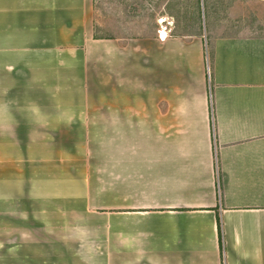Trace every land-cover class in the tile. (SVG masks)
Here are the masks:
<instances>
[{"label":"crops","instance_id":"0c3cea01","mask_svg":"<svg viewBox=\"0 0 264 264\" xmlns=\"http://www.w3.org/2000/svg\"><path fill=\"white\" fill-rule=\"evenodd\" d=\"M93 4L0 0V264H264V21L122 44Z\"/></svg>","mask_w":264,"mask_h":264},{"label":"rangeland","instance_id":"374dc122","mask_svg":"<svg viewBox=\"0 0 264 264\" xmlns=\"http://www.w3.org/2000/svg\"><path fill=\"white\" fill-rule=\"evenodd\" d=\"M93 2L94 35L117 39L122 44L135 38H159L162 29L167 35L190 34L197 32L199 22L200 33L210 39L218 36L251 35L262 31L261 22L264 21V0Z\"/></svg>","mask_w":264,"mask_h":264},{"label":"trees","instance_id":"16d2710c","mask_svg":"<svg viewBox=\"0 0 264 264\" xmlns=\"http://www.w3.org/2000/svg\"><path fill=\"white\" fill-rule=\"evenodd\" d=\"M199 26H200V22H199V24L197 26V32H193V33H190L188 35H201V33L199 31V28H198ZM95 37H98V36H95ZM217 222H218V232H219V236H220V245H221V247H223V241H222V224H221V220H220V216L219 215L217 217Z\"/></svg>","mask_w":264,"mask_h":264},{"label":"bare ground","instance_id":"6f19581e","mask_svg":"<svg viewBox=\"0 0 264 264\" xmlns=\"http://www.w3.org/2000/svg\"><path fill=\"white\" fill-rule=\"evenodd\" d=\"M162 30L159 32V39L160 40H165L166 37H167V33L164 30L163 31Z\"/></svg>","mask_w":264,"mask_h":264}]
</instances>
